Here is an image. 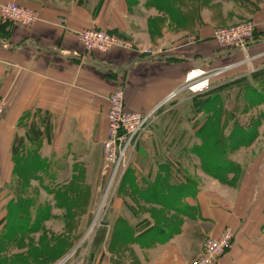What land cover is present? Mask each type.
<instances>
[{"label":"crops","instance_id":"crops-1","mask_svg":"<svg viewBox=\"0 0 264 264\" xmlns=\"http://www.w3.org/2000/svg\"><path fill=\"white\" fill-rule=\"evenodd\" d=\"M11 1L41 17L27 27L2 19L0 10V97L8 101L0 122V158L28 157L36 150L47 168L38 174L61 158L71 162L72 174L80 172L72 158L84 166L98 159L101 166L108 95L116 89L124 90L129 109L149 111L182 86L190 71L235 59L212 39L215 27L205 7L186 0H164L161 6L157 0H0V7ZM223 2L218 18H238L240 10L252 8L251 0ZM256 9L264 35L263 1ZM90 27L123 37L133 48L88 50L76 31ZM173 27L184 30L176 33ZM263 159L244 169L238 188L219 181L214 187L221 195L202 182L194 196L182 197L180 230L147 249L134 243L132 264H161L168 254L172 259L164 264H185L184 256L199 255L205 240L226 226L234 229L235 240L217 264H264Z\"/></svg>","mask_w":264,"mask_h":264},{"label":"rangeland","instance_id":"rangeland-1","mask_svg":"<svg viewBox=\"0 0 264 264\" xmlns=\"http://www.w3.org/2000/svg\"><path fill=\"white\" fill-rule=\"evenodd\" d=\"M186 1L204 6L215 28L240 24L244 20L256 23L255 42L249 45L247 51L234 50L235 59L221 66L245 62L212 78L210 86L204 91L193 93L184 88L177 96L164 102L157 109L156 119L147 133L139 140L126 173L107 196V178L102 175L103 160L101 166L98 159L84 166L79 158H72V164L77 161L76 169L80 171L72 174L69 167L71 162L66 158L56 159L48 173L38 174L34 172L31 159H27L29 163L25 161V164L19 160L20 153L12 159L2 156L0 264H132L134 243H140L142 249H147L159 240L153 238V235L161 236L159 228L173 230L174 234L180 230V212L186 208L180 205L179 200L186 195L194 196L187 190L188 183L193 185L192 192H197L202 182L207 187L213 184V190L218 189L214 184L219 181L238 188L244 169L263 162L264 102L255 99L264 94V40H259L264 35L260 34L255 10L261 1L264 4V0H251L252 8L240 10L242 16H238L239 19L216 16L225 0ZM157 2L161 6L164 0ZM173 29L176 33L184 30L179 27ZM253 56L256 58L253 59ZM256 70L259 72L254 76L249 75ZM184 86L182 84L180 87ZM216 95H219L218 104L222 112L215 114L217 118L215 122L212 121L213 132L216 131L215 135L218 136H213L211 144L214 148L207 153L214 156L223 154L228 163L234 161L240 167L237 173L230 168L220 172L217 177L212 175V165L203 162L198 152L193 150L195 145H202V136L198 133L201 132L203 137L212 134V130L210 132L208 128H203L212 112L204 109V105L208 98ZM251 96L254 98L251 99ZM250 131H253V136L248 133ZM239 136L245 141L239 140ZM218 138L223 148L218 146ZM221 159H218L219 162H224ZM131 173L143 177L148 184L159 179L155 183L162 185L159 194L145 198L136 193L131 188L132 179L128 181ZM59 191L64 194L63 198L57 195ZM216 191L223 195L220 190ZM27 196L33 202L29 207V216H26L28 222L24 216L27 212L23 210L19 214L24 219L16 218L18 201ZM103 202L107 208L103 207ZM39 208L42 219L36 224L34 219L40 213ZM105 210L106 215L102 218ZM10 221L29 226L23 232L12 233ZM139 232L143 234L139 235ZM54 238L59 244L55 245ZM46 248L49 252H43ZM184 248L180 250L182 255L185 254ZM184 258V263L189 264L194 257ZM184 258L181 256V261ZM171 259L168 254L166 260L161 258L159 261L164 264Z\"/></svg>","mask_w":264,"mask_h":264},{"label":"built area","instance_id":"built-area-1","mask_svg":"<svg viewBox=\"0 0 264 264\" xmlns=\"http://www.w3.org/2000/svg\"><path fill=\"white\" fill-rule=\"evenodd\" d=\"M0 10L2 19L27 27L33 26L41 17L38 11L16 1L2 4ZM61 23H66V19H61ZM255 29L256 23L251 20H244L240 24L215 28L211 36L222 47L232 51L237 49L247 51L249 45L255 42ZM76 35L80 43L88 50L107 52L113 48H133L132 43L127 39L95 27L80 29L76 31ZM145 52L150 53L151 51L146 50ZM252 58L256 57L253 56ZM243 62L245 60L214 69L198 68L190 71L187 74L184 87L174 90L164 101L149 111L129 109L126 106L125 92L122 88L111 92L108 95L107 137L103 141L102 175L107 178L106 196L117 187L126 173L139 140L147 133L149 126L156 119L157 109L164 102L177 96L184 88L193 93L204 91L210 86L212 78ZM195 83H202V87L197 90L194 89ZM7 106V99L0 97V122L5 115ZM103 207L107 208L106 204ZM106 211H104L102 218L105 217ZM234 240V229L231 226H226L218 236L206 239L202 251L189 264H217L220 257L230 250Z\"/></svg>","mask_w":264,"mask_h":264},{"label":"trees","instance_id":"trees-1","mask_svg":"<svg viewBox=\"0 0 264 264\" xmlns=\"http://www.w3.org/2000/svg\"><path fill=\"white\" fill-rule=\"evenodd\" d=\"M257 72H259V70L257 71H255V72H253V73H251V74H249L250 76H254V74L255 73H257ZM249 93H250V91H248ZM248 93V94H249ZM252 93V92H251ZM252 95H254L253 93H252ZM256 96V95H255ZM254 97L253 96H251V99H253ZM257 99H255V100H260L261 102H264V94H262V95H259V96H257L256 97ZM218 100H219V95H216V96H212V97H210V98H208V101H207V103H205V105H204V109H207V110H209V111H212V112H214V113H212L211 112V115H209L208 117H207V119H206V121H205V123H204V125H203V128L206 130L207 128L210 130V132H211V130H212V134L211 135H207L206 137H203L204 135H202V133L200 132V133H198L197 135H199V136H202V145H195L194 147H193V150L195 151H197L198 152V156L202 159V161L203 162H205L206 161V163L208 162L210 165H212V169H214L213 170V172H212V175H215V177H217L218 175H219V173L220 172H224V170H228V169H230L231 168V170L233 171V173H237V172H239V169H240V167H239V165L236 163L235 164V162L234 161H231V162H229L228 163V161H226V159H224V155L223 154H219L218 156H214V155H212V154H208L207 152L212 148H214V145L213 144H211V141H212V138H213V136L215 137V138H217V136L218 135H215L216 134V131H214L213 132V128L211 127V124L213 123L212 121L215 119V118H217V114L219 115V114H221V112H222V109L220 108L221 107V105H219L218 104ZM217 106H219L218 108H217ZM216 114V115H215ZM223 114V113H222ZM218 118H220V116L218 117ZM214 122H215V120H214ZM253 132V131H252ZM252 132L250 131V132H248L251 136H253V134H252ZM210 134V133H209ZM239 134V133H238ZM219 139V140H218ZM217 140H218V142H219V144H218V146H220L221 145V141H220V138H218ZM239 140H241V141H245V139L243 138V137H241V136H239ZM217 144V141L215 142V145ZM212 145H213V147H212ZM222 146V148L224 147V145H221ZM34 152V153H33ZM33 152H28V154H29V156L28 157H22L21 156V154H19V156H18V154L16 155V156H18L19 157V160L20 161H24V163L23 164H25V161L26 162H28L29 163V160H27V159H31V163H34V166H33V168H34V172H38L39 170H41L42 172H43V170H45V172H46V169L47 168H45V159H42V158H40L39 156H38V154H37V152H36V150H34ZM212 155V156H211ZM221 157L224 159V162H219L220 160H222L221 159ZM218 159H220V160H218ZM217 169V170H216ZM220 170V171H219ZM138 175L137 174H135V173H131V177H130V179H128V181H131V179H132V183H130L131 184V188L134 190V191H136V193H138L139 195H142L143 197H147V196H155V195H157V193L159 194V192H160V190L162 189V188H160V187H162V185H157V184H155V183H157V182H159V181H157V180H159V179H157V180H155V182L154 183H152V184H148V182L146 181V179L144 180V178L143 177H137ZM32 176H30V178H31ZM235 178V177H234ZM236 179V178H235ZM161 184V183H160ZM187 190H188V192H189V194L190 195H195L196 194V192H192L193 191V185H192V183H188L187 185ZM184 187V186H183ZM57 195H59V197L60 198H63V193L62 192H58L57 193ZM32 199H31V197H29V196H27V198H25V199H21V200H19L18 201V205L16 206L17 208H16V211H17V213H16V218H18L19 220H23L24 219V217H22V215H20L19 213L20 212H22V210L23 211H25V212H27L26 214L27 215H24L25 217L27 216H29V212H30V209H29V207L31 206V205H33V202L31 201ZM26 207L28 208V210L26 209ZM39 212L40 213H38L37 214V217L34 219V221H35V223L37 224L38 222H40L41 221V217H42V215H41V209L39 208ZM25 218L26 219V221L28 222V218ZM26 222V223H27ZM10 228H11V230H12V233H14V232H23L24 230H25V228L26 227H28L29 225H27L26 227H24V225H22V224H19L18 222H12V221H10ZM122 229H120V231H121ZM150 230H152V229H150ZM119 231V230H118ZM119 231V232H120ZM26 232V231H25ZM149 232V231H148ZM12 233H10L11 235H12ZM158 233L161 235V236H156V235H153L154 237L153 238H158L160 241H161V239L162 240H164V239H166V238H168L169 236H171V233H172V235L174 234V231L173 230H166L165 228L164 229H158ZM139 235H142L143 233H141V232H139L138 233ZM138 236V235H137ZM55 238L53 239V242L55 243V245L58 243H56L55 242ZM155 240H157V239H155ZM158 240V241H159ZM54 243H53V245H54ZM59 244V243H58ZM52 245V246H53ZM48 251V249L46 248V250L44 249L43 250V252H47ZM49 252V251H48Z\"/></svg>","mask_w":264,"mask_h":264},{"label":"bare ground","instance_id":"bare-ground-1","mask_svg":"<svg viewBox=\"0 0 264 264\" xmlns=\"http://www.w3.org/2000/svg\"><path fill=\"white\" fill-rule=\"evenodd\" d=\"M196 84V85H195ZM194 85V89H199L200 87H202V83H199V84H197V83H195Z\"/></svg>","mask_w":264,"mask_h":264}]
</instances>
